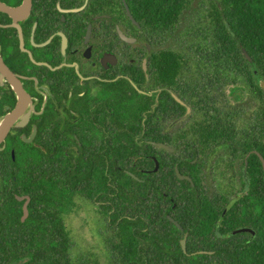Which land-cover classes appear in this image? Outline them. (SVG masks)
<instances>
[{"label": "flooded vegetation", "instance_id": "flooded-vegetation-1", "mask_svg": "<svg viewBox=\"0 0 264 264\" xmlns=\"http://www.w3.org/2000/svg\"><path fill=\"white\" fill-rule=\"evenodd\" d=\"M170 42L149 36L126 0H0V227L28 218L29 179H40L47 165L55 162L59 176L88 174L85 168L108 178L115 172L109 162L123 158L127 145L137 153L134 161L139 147L149 146L142 159L152 169H114L138 179L156 172L164 158L179 181L190 183L181 188L179 207L170 192L164 194L168 209L159 213L169 225L150 220L162 222V232L177 230L186 257L213 255L205 242L249 243L259 232L264 236V202L241 201L248 191L247 159L258 152L236 144L241 137L223 144L198 137L206 111L220 108L219 84L205 99L202 75L158 74L154 55L172 49ZM233 86L223 85V100L237 108L225 97ZM85 202L98 209L104 227L107 201Z\"/></svg>", "mask_w": 264, "mask_h": 264}, {"label": "trees", "instance_id": "trees-1", "mask_svg": "<svg viewBox=\"0 0 264 264\" xmlns=\"http://www.w3.org/2000/svg\"><path fill=\"white\" fill-rule=\"evenodd\" d=\"M126 3L149 36L175 38L172 49L154 55L152 67L158 74L173 78L186 72L202 75L206 83L205 99L208 90L213 92L212 84H219L220 108L217 114L206 111L205 126L197 130L198 137L219 139V144L241 137L236 144L255 150L264 159V0H126ZM187 13L190 16L183 27ZM226 83L243 84L250 99L257 103L255 110L250 113L243 107H230L223 100ZM248 113L250 117L245 118ZM239 122L243 125L238 126ZM149 148L139 147L140 159L134 161L131 157L136 158L137 153L125 145L124 159L109 162L110 171L115 172H110L108 178L92 175L85 168L88 174L59 176L55 173L58 170L55 162L46 166L40 179L37 175L30 177L28 218L16 226L0 227V264H99L90 257H73V242L64 222L75 200L88 201L94 197L107 201V210L104 204L102 207L108 220L100 235L106 264H264V236L260 232L249 243L205 242L210 243L208 249L214 251L213 255L186 257L173 226L170 232H162V222L151 223V219L163 218L170 224L159 213L168 209L169 200L164 194L170 192L179 207L184 200L181 188L190 183L179 181L164 158L159 160L156 172L141 174L138 179L113 168L114 164L129 172L152 169L153 163L142 159ZM247 163L248 191L241 201L264 202L261 164L256 155H251ZM191 178L195 186L200 184L198 176ZM137 187L141 189L133 190ZM137 193L142 198H137ZM241 250L258 253L229 254Z\"/></svg>", "mask_w": 264, "mask_h": 264}, {"label": "rangeland", "instance_id": "rangeland-1", "mask_svg": "<svg viewBox=\"0 0 264 264\" xmlns=\"http://www.w3.org/2000/svg\"><path fill=\"white\" fill-rule=\"evenodd\" d=\"M187 15V19L182 24L183 27L186 26L190 16L188 13ZM174 40L175 38L171 39L172 42ZM225 97L230 105L249 109V112H253L257 107V103L250 99L241 83L235 87L225 88ZM97 213L98 209L95 206L82 200H75L64 217V222L73 242L71 248L73 257H90L97 260L99 264H106L104 246L99 236L103 231V225H101V219Z\"/></svg>", "mask_w": 264, "mask_h": 264}, {"label": "water", "instance_id": "water-1", "mask_svg": "<svg viewBox=\"0 0 264 264\" xmlns=\"http://www.w3.org/2000/svg\"><path fill=\"white\" fill-rule=\"evenodd\" d=\"M129 14V13H128ZM243 53H244V55L248 58V56H247V54H246V52L245 51H243ZM249 59V58H248ZM157 146L158 147H160V148H164V149H167L164 145H162V144H157ZM256 154V156L258 157V159H259V161H260V163H261V167H262V171H263V185H264V159L262 158V156H260V154H258V153H255ZM180 178H184V177H180ZM233 201H231V203H232ZM231 203H230V205H231ZM229 205V206H230ZM24 216L25 215H27V209H26V207H24ZM244 231H246V229H242V230H238V231H236V232H244ZM180 244H181V246L183 247L184 246V241H181L180 242Z\"/></svg>", "mask_w": 264, "mask_h": 264}]
</instances>
